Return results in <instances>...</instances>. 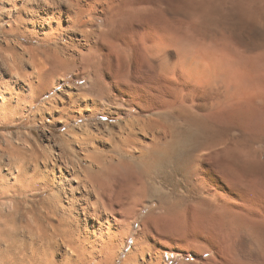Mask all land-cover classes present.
<instances>
[{
	"label": "rangeland",
	"instance_id": "obj_1",
	"mask_svg": "<svg viewBox=\"0 0 264 264\" xmlns=\"http://www.w3.org/2000/svg\"><path fill=\"white\" fill-rule=\"evenodd\" d=\"M45 1L55 12L57 8L68 7L65 0ZM97 1L100 10L105 8L109 16L114 17L111 25L99 22V26L105 29L109 36L107 40L119 45L118 72H113L103 55L99 56L101 64L96 73H85L79 62L76 65L59 64L56 49L65 52L62 58L76 54V58L80 57L74 48L66 49L70 46L67 35L71 34L65 32L61 39H52L56 43L51 42L47 38L54 31L53 36L61 33L57 30L58 21L52 19L44 30H40L39 17L45 14L37 12L34 0H0V252L6 250L10 238L16 236L14 234L22 235L21 238L29 234L35 227L31 207H41L38 203L48 196V192L34 190L26 196L11 193L10 187L16 184L20 175L18 170L29 166L31 171L39 157V167L44 169L45 157L58 152L66 153L76 162L83 160L84 166L88 155L94 152L113 154L111 148L121 135L117 124L133 119L138 113L133 107L138 87L143 85L148 86L147 90L154 89L158 104L165 99L159 89L162 65L174 70V78L183 89V100L187 105L201 112L223 103L233 109L241 103L256 107L255 113L259 112L258 119L263 118L261 122L264 124V114L261 115L264 109V94L261 95L264 92V12L260 14V2ZM66 23L64 21L63 25ZM162 31L167 34V42L158 38ZM96 42V38H91L92 45ZM203 60L218 63L213 85L201 86L189 81V73L195 71ZM229 76L238 78L239 84H228ZM30 84L35 86L34 90L29 89ZM53 85L55 89L48 94ZM70 93L75 95L76 103L69 100ZM39 95L44 96L31 106L33 98ZM74 117L78 119L73 120ZM138 138L142 142L149 141L147 134H138ZM256 146L258 162L264 166V143ZM202 163L208 167L207 156ZM259 186L261 189L262 183ZM261 190L255 194L248 190L243 198V219L249 230L234 236L230 246L223 243L222 235L209 226L207 216L194 212L189 216H172L163 220L159 232L151 224L150 245L165 251L167 264H264V193ZM104 200L108 207L116 212L120 210L115 192ZM149 209L150 206H146L138 214L135 232L141 231L138 225ZM113 217L110 218L115 223ZM253 231L259 238L252 234ZM90 236L85 245L88 250L96 251V246L91 243L94 237ZM211 242L213 245L209 244ZM124 244L120 247L116 264H123L133 242ZM1 257L0 254V264ZM96 260L93 262L91 258L90 264H99ZM139 262L142 264V260Z\"/></svg>",
	"mask_w": 264,
	"mask_h": 264
},
{
	"label": "bare ground",
	"instance_id": "obj_2",
	"mask_svg": "<svg viewBox=\"0 0 264 264\" xmlns=\"http://www.w3.org/2000/svg\"><path fill=\"white\" fill-rule=\"evenodd\" d=\"M34 2L37 3V12L45 14L39 17L40 30H44L50 20L58 21L60 35L54 37V31L47 39L56 43L53 38L61 39L65 32H69L70 46L66 45V49L74 48L80 56L62 58L65 52L56 49L59 64L76 65L79 62L85 73H96L101 64L99 56L103 55L113 72L120 68L119 45L107 40L105 29L99 26V22L111 25L114 17L109 16L105 8L99 9V1L65 0L67 9L57 8V12L50 10L45 0ZM254 2H260V14L263 15L264 0ZM50 30L53 31L52 26ZM91 38L97 39L93 45ZM158 38L165 41L167 34L162 31ZM217 64L203 60L195 71L191 70L189 81L201 86L213 85L219 70ZM160 73L159 89L165 99L158 104L154 89L147 90L148 86L143 85L138 87L133 101L138 113L133 119L117 124L121 135L111 148L113 154L94 152L88 155L84 166L83 160L76 162L66 153L58 152L45 157L44 169L39 167L40 157L36 159L31 174L29 166L18 168L20 175L16 184L11 185L10 192L26 196L34 190L48 192V196L38 203L41 207H31L35 227L22 238L19 237L22 235L14 234L16 236L10 238L6 250L0 252L2 264H90L91 258L93 262L97 259L99 264H116L121 245L130 241L133 245L123 264H139L140 260L142 264L148 261L150 264H167L165 251L150 245L152 228L159 232L163 220L172 216H189L193 212L207 216L209 226L222 235L227 246L233 243L234 236L248 232L249 226L243 219V198L248 190L255 194L262 189L264 193V166L258 162L256 146L264 143L263 118L258 119L256 107L241 103L233 109L223 103L200 112L184 102L183 89L175 80L173 69L162 65ZM227 80L230 85L232 82L239 84L238 78L229 76ZM29 87L34 90L35 86L30 84ZM55 87L51 86L48 94ZM43 96L33 98L31 106ZM74 99L75 95L70 93L69 100L76 103ZM263 112L264 109L261 115ZM76 119L78 117L73 118ZM138 134L149 135V141H140ZM206 156L208 167L202 165ZM260 183L263 185L261 189ZM112 192L120 203L118 212L108 207L104 200ZM146 206L150 209L138 225L141 231L137 233V217ZM112 215L115 223L110 218ZM151 224L154 225L152 228ZM252 234L259 238L255 231ZM90 235L94 237L91 243L96 246V251L88 250L85 245ZM209 244L213 245L212 242Z\"/></svg>",
	"mask_w": 264,
	"mask_h": 264
}]
</instances>
